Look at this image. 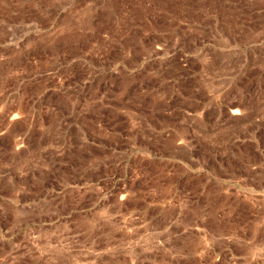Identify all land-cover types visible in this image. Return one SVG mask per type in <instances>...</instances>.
<instances>
[{
  "label": "rangeland",
  "instance_id": "rangeland-1",
  "mask_svg": "<svg viewBox=\"0 0 264 264\" xmlns=\"http://www.w3.org/2000/svg\"><path fill=\"white\" fill-rule=\"evenodd\" d=\"M0 264H264V0H0Z\"/></svg>",
  "mask_w": 264,
  "mask_h": 264
}]
</instances>
